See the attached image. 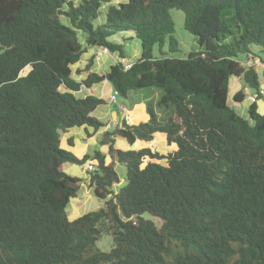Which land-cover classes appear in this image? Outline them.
<instances>
[{
    "label": "trees",
    "instance_id": "1",
    "mask_svg": "<svg viewBox=\"0 0 264 264\" xmlns=\"http://www.w3.org/2000/svg\"><path fill=\"white\" fill-rule=\"evenodd\" d=\"M114 1L0 0V264H264V114L251 103L244 119L227 105L230 78L242 85L233 102L244 88L263 97L253 61L264 66V0ZM172 10L196 42L184 57ZM122 34L141 50L128 69L119 61L71 78L86 49L125 59L110 42ZM103 81L122 99L160 92L145 122L102 134L126 170L117 192L103 154L60 148L61 132L104 127L91 114L105 102L76 96ZM157 134L174 147L166 156L113 148L112 137L133 147ZM85 163L94 166L86 180L64 170ZM82 180L103 205L69 221ZM103 235L110 251L93 252Z\"/></svg>",
    "mask_w": 264,
    "mask_h": 264
},
{
    "label": "crops",
    "instance_id": "2",
    "mask_svg": "<svg viewBox=\"0 0 264 264\" xmlns=\"http://www.w3.org/2000/svg\"><path fill=\"white\" fill-rule=\"evenodd\" d=\"M133 34H122L110 38V42L116 45L133 46L132 60L125 58L123 60L133 61L140 57V45L134 41ZM94 49H86V51L81 55L80 60L70 66L71 78L76 82H80L86 78L89 73L101 74L107 72L109 68L119 62L118 54L116 52L107 54H102L99 57L95 56ZM90 63V67L86 70V66ZM229 91L232 89V94L237 93L242 89L241 82L236 78H230L229 80ZM264 87V86H263ZM261 85V90L264 93V88ZM244 98L241 103H235L232 110L241 118H247V110L251 104L249 101V95L251 92L247 89H243ZM114 94V91L110 84L106 81H103L98 84L92 85L90 88H81V90L76 94L77 97L83 98L85 96H95L99 99H102L105 102V105L98 107L91 115L96 120L104 124V127L100 128L98 131H94L92 128L80 127L72 128L66 132H61L59 134L60 145L63 146V150H66L73 154L77 159H81L83 156H89L87 151L92 147L93 142L98 143V137L101 135L100 143L103 144L106 140L103 139L102 134L104 132H111L114 127L120 126L122 123H136V122H145L147 120L144 113V106L146 102H155L159 98L160 92L154 89H146L141 91H132L128 93V99L130 98L129 108L125 107L123 104L117 103V97L115 103L110 102V97ZM133 94H136V97L133 98ZM229 94V92H228ZM263 97L258 98L255 102L257 106V112L259 114H264V94ZM233 101V100H232ZM124 108L120 109V108ZM156 136L154 137V139ZM116 138L112 137L114 141ZM154 139L149 142L152 143ZM165 142L164 136L161 135L159 139ZM106 145V144H105ZM143 144L141 143V146ZM108 146V145H107ZM135 146V145H134ZM133 146V147H134ZM91 156V155H90ZM65 169V168H64ZM66 172V171H65ZM84 172V168L83 171ZM81 172V174H83ZM85 173V172H84Z\"/></svg>",
    "mask_w": 264,
    "mask_h": 264
},
{
    "label": "rangeland",
    "instance_id": "3",
    "mask_svg": "<svg viewBox=\"0 0 264 264\" xmlns=\"http://www.w3.org/2000/svg\"><path fill=\"white\" fill-rule=\"evenodd\" d=\"M66 2H73V3H78L80 0H65ZM124 0H115L114 2H120ZM104 13L105 9L102 8L100 9V18H104ZM169 15L171 17V20L174 24V30H173V37L178 43L179 46V52L175 55L178 57H184L189 51L196 50V42L195 39L192 35L188 34L186 31L183 29V20L184 16L181 12L172 10L169 12ZM63 24H66L64 20H61ZM99 22H94V26H97ZM81 36V34H80ZM82 38L79 37V41H81ZM136 43H139L137 40H134ZM133 46L130 44L129 46L125 45L124 50L126 57L132 60V53H133ZM130 61V60H128ZM254 62V67L256 71L258 72L259 76L261 77L262 75V70L264 69V66H262L258 61H253ZM264 84H262V87ZM264 88V87H263ZM234 94H232V89L230 88L229 94H228V99H227V105L229 108H234L236 110L237 106L234 107V102L232 101V97ZM133 98L136 97V94L132 95ZM117 103L118 104H123L125 107L129 108L130 104V98L128 99H122L117 97ZM98 137V143L93 142L92 147L87 151V154L90 156L92 155L95 151L100 152L101 154L104 155L105 157V163L106 165H111L113 170L115 171L119 183L113 186V191L117 192L119 188L125 185V178H126V170L124 166L118 164L115 160L111 159L109 155L107 154V145L101 144V135L96 136V139ZM161 138L160 134L156 135V138L152 143H142L143 145L141 146L140 143H136L134 147L128 146L125 140L116 138L113 142V148H117L120 150H127V149H139L142 147H147L153 152H157L160 155L166 156L168 153H171L172 150L174 149L173 146L168 147L165 142L159 140ZM61 149H64L62 145H60ZM159 164H163L164 161H158ZM87 165L85 163L84 165L77 166V165H69L65 164L64 165V170L66 171L67 174L73 177H78L80 179H87L86 173L82 172L83 168ZM81 172L83 174H81ZM82 180L79 189L76 193L75 198L70 199L69 204L66 207V215L69 221L75 220L76 218L97 210L103 205V201L98 200L94 195L92 190L88 187L87 182ZM111 248V236L110 235H103L101 239H99L95 247L93 249V252L98 251L102 253H107L110 251Z\"/></svg>",
    "mask_w": 264,
    "mask_h": 264
},
{
    "label": "built area",
    "instance_id": "4",
    "mask_svg": "<svg viewBox=\"0 0 264 264\" xmlns=\"http://www.w3.org/2000/svg\"><path fill=\"white\" fill-rule=\"evenodd\" d=\"M95 56L96 57H99L101 56L102 54H107L108 53V50L105 49V48H100V49H97L95 50ZM121 64L123 65L124 69H128L130 66H131V61H128V60H120ZM249 64H252V60L248 62ZM260 93L263 95V91L261 90ZM257 100V95L256 94H250L249 95V101L250 103H255ZM116 101V94L114 93L111 97H110V102L112 103H115ZM120 109H123L124 108H120ZM94 171V166L90 165V164H87L85 167H84V172L87 173V172H93Z\"/></svg>",
    "mask_w": 264,
    "mask_h": 264
}]
</instances>
